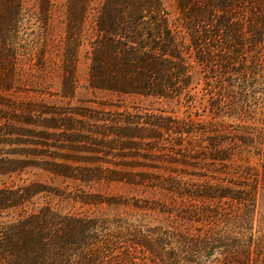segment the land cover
<instances>
[{"label": "rangeland", "instance_id": "1", "mask_svg": "<svg viewBox=\"0 0 264 264\" xmlns=\"http://www.w3.org/2000/svg\"><path fill=\"white\" fill-rule=\"evenodd\" d=\"M65 2L54 0L45 18L41 0H21L19 31L10 41L12 71L8 56L0 63V112L8 116L0 120V190L26 199L18 207L0 210V223L54 218L50 229L72 236L65 250L49 257L50 264H222L228 254L222 253L243 235L252 246L249 264H264V188L252 208L227 199L206 207L204 200L162 186L171 178L185 186L253 183L234 174L235 169H261L263 160L254 146L236 138L241 125L249 134L258 132L264 87L251 90L257 115L241 125L236 118L204 108L212 99L207 84L217 90L220 84L213 74L207 80L193 60V90L184 98L93 88L86 32L75 54L73 91L66 95V66L71 63ZM162 3L176 24L173 0ZM166 117L198 123L202 131L195 140L200 148L193 157L175 154L166 132L157 134L160 140L148 138L153 134L147 123ZM209 128L219 133L203 132ZM137 133L145 138L133 137ZM215 136L228 141L219 148L229 152L230 161L208 158L207 139ZM205 207L215 210L216 217L202 215ZM207 236L224 237V243L212 240L210 246L217 248L205 250L201 245Z\"/></svg>", "mask_w": 264, "mask_h": 264}, {"label": "trees", "instance_id": "2", "mask_svg": "<svg viewBox=\"0 0 264 264\" xmlns=\"http://www.w3.org/2000/svg\"><path fill=\"white\" fill-rule=\"evenodd\" d=\"M41 1L47 18L51 13L47 8L53 6L54 0ZM173 2L177 11L176 24L171 23L162 0H66V43L70 56L67 63L71 64L66 66L70 78L65 80V94H72L75 54L84 41V33L88 32L92 48L89 75L93 88L184 98L193 90L195 71L189 61L193 60L202 68L207 80L213 74L216 83L220 84L218 90L207 84L209 89L206 91L212 99L204 108L212 113L220 111L222 118H236L240 125L245 119L253 120L251 114H257L251 105L257 101L251 90L264 87V0ZM20 3L21 0H0V63L8 56L10 71L14 59H10V41L19 31ZM227 78L229 83L224 87ZM2 118L8 116L4 117L0 112V120ZM256 120L258 132L249 134L247 127L241 125L236 142L254 146L259 151L263 160L261 169L240 166L234 173L247 181L253 180V183L245 182L235 187L224 186L221 182L185 186L180 180L171 178L162 186H168L180 196L204 200L206 207L224 199L243 207H257V196L264 188V115L262 118L258 115ZM147 124L150 126L147 131L153 134L148 138L160 140L163 137L157 134L166 132L171 137L169 143L174 153L181 157H193L200 148L195 138L202 130L193 119L185 122L166 117ZM220 124L225 129L228 126ZM203 132L219 133L211 128ZM143 136L137 133L133 137L142 139ZM221 138L207 139L208 158L230 161L229 152L219 148L228 142ZM25 200L15 192L0 190V210L18 207ZM206 207L202 215L216 217L218 213ZM54 221V218L31 216L9 224L0 223V264H50L49 257L65 250L64 246L72 236L69 232L64 237L52 231ZM222 238L212 240L221 244L224 243ZM238 239L231 249L222 253H228L222 264H249L252 246L244 235ZM212 240L207 236L201 245L203 249L204 246L207 247L205 250L217 248L210 246L214 244Z\"/></svg>", "mask_w": 264, "mask_h": 264}]
</instances>
